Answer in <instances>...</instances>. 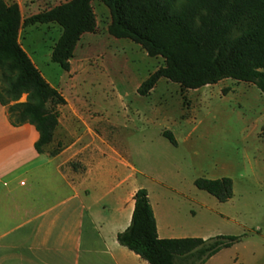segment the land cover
<instances>
[{
  "label": "crops",
  "instance_id": "obj_1",
  "mask_svg": "<svg viewBox=\"0 0 264 264\" xmlns=\"http://www.w3.org/2000/svg\"><path fill=\"white\" fill-rule=\"evenodd\" d=\"M6 1L19 4L23 19L40 7ZM38 137L33 124L12 125L0 103V264H149L117 240L140 188L148 190L160 238L242 235L204 264H264V193L237 194L233 182V197L221 202L195 186L193 157L174 158L179 164L161 173L111 145L77 169L75 144L51 156L36 150Z\"/></svg>",
  "mask_w": 264,
  "mask_h": 264
},
{
  "label": "trees",
  "instance_id": "obj_2",
  "mask_svg": "<svg viewBox=\"0 0 264 264\" xmlns=\"http://www.w3.org/2000/svg\"><path fill=\"white\" fill-rule=\"evenodd\" d=\"M94 0H68L22 18L17 2L0 0V103L12 125L33 124L39 133L38 152L48 150L59 125V106L65 96L42 75L19 42L22 27L58 24L62 33L52 50V61L71 69L81 37L95 33ZM110 11L108 32L141 45L164 64L144 80L138 93L147 96L161 78L184 89L214 85L224 79L252 83L264 94V0H99ZM26 94V100L19 99ZM164 136L177 141L171 131ZM194 184L219 201L233 197L231 177H198ZM130 225L118 242L149 264H204L211 256L241 240L242 235L203 238H160L148 190L134 195Z\"/></svg>",
  "mask_w": 264,
  "mask_h": 264
},
{
  "label": "rangeland",
  "instance_id": "obj_3",
  "mask_svg": "<svg viewBox=\"0 0 264 264\" xmlns=\"http://www.w3.org/2000/svg\"><path fill=\"white\" fill-rule=\"evenodd\" d=\"M35 1L40 12L68 0ZM92 5L97 30L81 37L69 71L51 59L62 33L58 24L24 26L19 33L24 50L67 100L59 106L60 121L48 150L75 144L80 154L73 166L84 169L93 152L106 153L104 147L111 145L131 162L161 173L190 156L198 166L197 178L231 177L237 194L262 196L264 94L259 88L224 79L184 89L161 78L142 96L139 86L164 59L149 56L129 39L112 36L109 9L99 0ZM25 100L23 94L19 101ZM165 130L172 132L176 145L164 136Z\"/></svg>",
  "mask_w": 264,
  "mask_h": 264
}]
</instances>
